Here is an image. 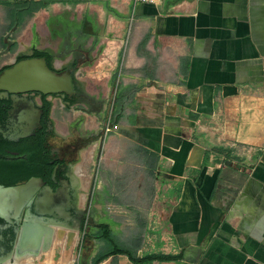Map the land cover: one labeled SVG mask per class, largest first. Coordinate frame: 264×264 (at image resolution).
I'll return each mask as SVG.
<instances>
[{
	"label": "crops",
	"instance_id": "0c3cea01",
	"mask_svg": "<svg viewBox=\"0 0 264 264\" xmlns=\"http://www.w3.org/2000/svg\"><path fill=\"white\" fill-rule=\"evenodd\" d=\"M33 52L107 96L110 131L78 115L74 261L100 234L166 257L101 264H264V0H0V59Z\"/></svg>",
	"mask_w": 264,
	"mask_h": 264
},
{
	"label": "flooded vegetation",
	"instance_id": "af4514ba",
	"mask_svg": "<svg viewBox=\"0 0 264 264\" xmlns=\"http://www.w3.org/2000/svg\"><path fill=\"white\" fill-rule=\"evenodd\" d=\"M8 42H10L9 37L6 39L7 44ZM8 46L10 45L8 44ZM29 57H44L51 67L50 60L46 56L33 52L16 55L14 60L0 67V74L15 62ZM77 87L75 84L73 95H65L66 103L73 101L76 97L83 96ZM57 95H46L37 91L16 94L0 91V185L13 186L7 185L13 179L17 185L27 183L31 178H42L45 185L40 187L37 183L31 184L18 196L17 203L19 205L26 202L21 210L19 220L23 221L32 217L43 218L52 224L59 225L58 229L62 230L66 234L65 236H76V243H78L79 237L80 242L84 243L88 234V231L83 232L87 205L81 204L82 191L75 167L78 162L76 152L83 147L85 136L81 133L75 135L70 131L65 135L56 128L54 129L51 118L53 105L48 109L45 101L52 102L50 97ZM55 139L60 144L54 143ZM29 173L30 175L27 177ZM65 180H69L71 183V199L63 201V205L67 206V209L63 211L54 208L45 201L41 203L42 206L39 204L38 207L44 211H52V215L39 216L35 214L30 203L35 201L37 196L39 198L45 196V186L48 185L56 191ZM36 191L37 193L32 195ZM40 201L38 199V202ZM13 215H15V210L9 212V219H4L0 214L3 219V222L0 223V264H4V258L10 256L15 249L17 239L15 230L20 225L13 220ZM74 250L75 247L72 248V251ZM8 262L13 264L11 261ZM68 264H75V261H70ZM83 264L88 263L84 261Z\"/></svg>",
	"mask_w": 264,
	"mask_h": 264
},
{
	"label": "water",
	"instance_id": "95a60500",
	"mask_svg": "<svg viewBox=\"0 0 264 264\" xmlns=\"http://www.w3.org/2000/svg\"><path fill=\"white\" fill-rule=\"evenodd\" d=\"M8 44L11 45L10 42H8ZM9 51L10 49L8 48L5 53H8ZM28 59H36L41 62L42 70L36 69V67H34L32 70L19 71L21 66L25 64L22 62ZM8 71L17 72L13 73L11 76H7ZM5 77L9 87H5L3 90L0 89V91H5L12 94L37 91L46 95L62 93V96L64 97L66 94H70L67 93L68 90L63 89L60 85L65 84L68 81L69 84H72L73 88L75 87L73 73H69L67 71L58 72L49 66L46 58L44 57H29L24 60H20L17 63L15 62L14 66L3 70V72L0 74V81ZM29 83H32V85L29 86ZM33 83L35 85H33ZM11 84H14V86L17 88H11ZM20 85L23 87H20ZM34 183H37L40 185V187L45 185V182L42 178H31V180L27 183L13 186L0 185V214L4 219H9V212L15 210L13 220L20 225L15 230L17 233V239L15 243V249L13 250L14 254L12 252L9 257L4 258V264H8V261L14 262L16 257L23 256L28 253L37 255L41 251H48L51 249L56 238V232L59 227L57 224H52L43 218H31L25 219L23 221L19 220L21 210L26 205V202L25 204L23 203L19 205L17 203V198L21 192L25 191L31 186V184ZM45 190V196L42 198L37 196L36 200H33L30 203L33 206L35 214L39 216L52 215V211H44L39 209L38 205L40 204V206H42L41 203L45 201L54 206V208H58L63 211L67 209V206L63 205V201H70L71 199V183L69 180H65L61 184V187L56 191L48 185L45 186ZM36 193L37 191L32 193V195ZM38 199L41 201L38 202ZM78 242H80V237Z\"/></svg>",
	"mask_w": 264,
	"mask_h": 264
},
{
	"label": "rangeland",
	"instance_id": "374dc122",
	"mask_svg": "<svg viewBox=\"0 0 264 264\" xmlns=\"http://www.w3.org/2000/svg\"><path fill=\"white\" fill-rule=\"evenodd\" d=\"M6 42V41H5ZM14 60V57H2L0 59V67L6 65L9 63V61ZM74 83L76 84V87L78 91L83 94L80 97H76L73 101H70L69 103H66L64 101L65 96L63 97L60 95L61 93H58V95L55 97L56 99L54 100V105L55 106V111L51 113V118L53 122L54 129L56 128L57 130H60L62 134L67 135V133L70 131V133H74L75 135H78L81 133L80 124H82V120L79 121V116L81 115L84 117V114L90 113L92 115V123L89 122V125H94L93 127L88 128V132H85L87 135L91 134L93 131H98V132H103L106 133V128L108 127L109 121L106 120L107 122L102 121V115L101 113L102 109L104 108V105L106 104V99L107 96L104 95L102 90H85L82 86V84L74 77ZM104 95V96H103ZM109 97V96H108ZM111 99L112 97L110 96L108 98L109 100V107L107 112H110L111 108ZM64 103V104H63ZM53 105V102H51V106ZM53 108V107H52ZM53 110V109H52ZM94 114H97V117H95ZM99 114V115H98ZM85 119V118H84ZM111 124H109L110 126ZM97 127V128H96ZM96 129V130H94ZM54 143H59L58 140H53ZM89 142V138L84 140L83 147L86 146ZM87 148V147H86ZM80 149V150H81ZM89 149V148H88ZM79 151L76 152V158H79ZM87 212H89V209L87 207ZM89 229V226H88ZM62 231V230H61ZM65 233H62V236L64 238ZM75 247V250L72 251V248ZM82 247L81 242H74V244L70 247V249L64 250L60 245L55 247L53 250V259L52 261H45L44 258L40 259L36 264H60L61 257L63 254L68 251L69 253V258L70 261L78 260L80 257V248ZM73 252V253H72ZM83 254H81L82 257ZM78 256V258H77ZM55 257V258H54ZM69 261V263H70ZM83 264L84 261H75V264Z\"/></svg>",
	"mask_w": 264,
	"mask_h": 264
},
{
	"label": "bare ground",
	"instance_id": "6f19581e",
	"mask_svg": "<svg viewBox=\"0 0 264 264\" xmlns=\"http://www.w3.org/2000/svg\"><path fill=\"white\" fill-rule=\"evenodd\" d=\"M24 60V59H23ZM17 63V62H16ZM22 63H25L21 66V68L19 69V71H28V70H32L34 67H36V69H39V70H42V64L41 62H39L38 60L36 59H33V60H25L23 61ZM15 64V63H14ZM14 64L12 66H14ZM17 72V71H16ZM16 72H7V76H11L13 73H16ZM6 76V77H7ZM6 77L4 79H2L0 81V89L3 90V88L5 87H9V84L8 82L6 81ZM32 83L30 84L29 83V86H31ZM33 85H35L33 83ZM29 86H26V87H29ZM62 86L63 89H66L68 90V94H74L75 93V87L73 88L72 84H69V82L67 81L65 84H62L60 85ZM59 86V87H60ZM11 88H17L14 86V84H11L10 85ZM20 87H23L20 85ZM25 87V86H24ZM58 88V87H57ZM60 89V88H59ZM29 216V215H28ZM20 218V217H19ZM33 218V217H32ZM51 220V219H50ZM50 222V221H49ZM65 224V223H64ZM66 229V228H65ZM73 230V229H72ZM62 231L60 229L57 230L56 232V238L53 242V245L51 247L50 250L48 251H41L39 254L35 255V254H32V253H28V254H25L23 256H19V257H16L15 258V261L13 262V264H36L40 259L44 258L45 261H52L53 259V250L55 249V247L57 246H61L64 250H67V249H70V247L74 244V242H76V236L72 237L71 235L70 236H62ZM65 235V234H64ZM76 239V240H75ZM56 250V249H55ZM9 257V256H8ZM55 258V257H54ZM70 261V258H69V253L68 251H66L63 256L61 257V260H60V264H68ZM8 264H10L8 262Z\"/></svg>",
	"mask_w": 264,
	"mask_h": 264
},
{
	"label": "trees",
	"instance_id": "16d2710c",
	"mask_svg": "<svg viewBox=\"0 0 264 264\" xmlns=\"http://www.w3.org/2000/svg\"><path fill=\"white\" fill-rule=\"evenodd\" d=\"M43 56H46L47 58H49V56L47 55H43ZM50 60V59H49ZM46 105H47V108L49 109L50 106H51V102H47L45 101ZM44 147V146H43ZM45 148V147H44ZM46 172V171H45ZM32 173H36V172H32ZM38 174V173H36ZM30 173L28 174L27 177H29ZM44 175V174H43ZM46 176V175H45ZM16 184V181L13 179L11 181H9L7 183V185H15ZM3 222V219L0 217V223ZM99 237H104V239H106L107 243H108V249H105L101 252H99L93 259H92V262L91 264H101V262H103L105 259H107L109 256L113 255V254H118V253H123V254H127L132 260L136 261V262H141V261H151V260H157V259H163V258H166V257H163V256H150V257H147V258H137L133 252H131L130 250L126 249V248H123L121 246H119L116 241L112 238V237H109V238H105V236H102L99 234Z\"/></svg>",
	"mask_w": 264,
	"mask_h": 264
},
{
	"label": "built area",
	"instance_id": "2783aa9c",
	"mask_svg": "<svg viewBox=\"0 0 264 264\" xmlns=\"http://www.w3.org/2000/svg\"><path fill=\"white\" fill-rule=\"evenodd\" d=\"M160 0H135V3H140V2H146V3H157ZM110 126L108 124V127L106 128V132L110 131ZM89 212H87L86 216V221H85V226L83 232L86 233L88 231V226H89Z\"/></svg>",
	"mask_w": 264,
	"mask_h": 264
}]
</instances>
